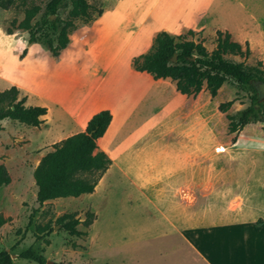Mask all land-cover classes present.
Masks as SVG:
<instances>
[{
	"label": "crops",
	"instance_id": "1",
	"mask_svg": "<svg viewBox=\"0 0 264 264\" xmlns=\"http://www.w3.org/2000/svg\"><path fill=\"white\" fill-rule=\"evenodd\" d=\"M211 1L156 0L148 18L126 11V3L119 10L115 3L116 9L85 25L105 48L99 64L83 65L79 71L81 80L89 84L86 90H72L58 105L48 106L29 104V97L20 93L26 97L25 106L46 108L43 124L33 128L4 119L0 135L10 128L27 133L41 129L40 144L53 145L83 132L94 114L108 110L111 122L97 146L111 160L106 172L117 166L121 172L116 180H126L129 245L137 244L140 253L149 246L164 264H180V255L187 264H264V123H250L231 134L227 115L249 106L235 87L224 83L215 97L206 90L195 97L176 89L140 92L145 83L138 75L146 73L131 67L132 58L145 53L158 32L180 35L188 30H212L214 37L216 30L226 31L233 41L248 42L251 56L264 65V32L255 31L252 20V27L235 29L233 24L204 22ZM158 13L167 16L164 22L157 19ZM233 100L226 113L219 111L221 103ZM146 103L154 107L141 118ZM38 163L30 175L34 209L50 202L34 201L33 171ZM103 178L92 194L80 197H96Z\"/></svg>",
	"mask_w": 264,
	"mask_h": 264
},
{
	"label": "rangeland",
	"instance_id": "2",
	"mask_svg": "<svg viewBox=\"0 0 264 264\" xmlns=\"http://www.w3.org/2000/svg\"><path fill=\"white\" fill-rule=\"evenodd\" d=\"M87 1L102 8L103 12L116 9L113 8L115 3L120 4L119 10H124L121 5L126 3V11L130 10L136 16L144 14L147 18L156 5V0ZM47 2L17 0L12 8L0 9V90L15 85L22 96L29 97V104L42 102L48 106L58 105L59 99H66L72 90H86L89 84L81 80L79 71L83 65L90 68L91 63L99 64L105 48L101 40L93 38L91 32L84 29L85 25H80L71 35L69 46L58 58L52 57L41 45H28L26 32L14 30L13 34H7L13 20L16 24L22 20L25 6L35 4L44 8ZM66 12L61 11V16ZM166 17L157 14L159 21L164 22ZM251 20L255 31L264 32V0H212L204 22L248 28L253 26ZM210 31L197 32L196 36L208 51L214 48L215 38ZM24 49L26 54L21 59ZM227 59L242 62L238 57L228 56ZM258 61L252 55L245 64L254 66ZM138 80L145 83L138 89L140 92L175 89L171 82H155L147 74H139ZM99 86L98 83L96 88ZM238 95L249 102L244 93ZM153 107L146 103L141 118H145ZM7 132L0 135V164L9 171L11 182L0 188V210L10 221L1 230L0 248L9 251L14 264H37L19 257L20 252L28 248H34L44 255L46 262L52 263L164 264L149 246L140 253L137 244L129 245L126 241V180H116L121 172L117 166L105 174L97 189L99 194L93 199L86 196L65 198L34 209L31 170L44 154L52 150V144H40L39 139L44 134L41 129L27 133L10 128ZM119 165L126 173V164L121 162ZM109 183L112 184L103 192ZM87 213L94 214L92 224L76 227L85 236H72L56 223L65 214H72L83 223ZM187 260L179 256L180 264H187Z\"/></svg>",
	"mask_w": 264,
	"mask_h": 264
},
{
	"label": "trees",
	"instance_id": "3",
	"mask_svg": "<svg viewBox=\"0 0 264 264\" xmlns=\"http://www.w3.org/2000/svg\"><path fill=\"white\" fill-rule=\"evenodd\" d=\"M17 0H0V9L8 10ZM66 14L61 16V11ZM23 18L16 24L13 20L8 35L14 30L27 33L28 45H41L52 57L58 58L70 43V36L80 25H87L99 18L103 10L87 0H48L44 8L29 4L22 10ZM53 16L54 18H50ZM197 33L188 30L184 34L171 35L158 32L150 48L143 54L133 57L131 67L139 73H146L156 80H170L175 89L185 96H197L202 90L215 97L224 83L244 93L249 106L234 115H227L229 132L237 133L250 123H264V99L260 100L255 89L256 81L264 82V65L257 62L247 66L245 61L251 56L248 42L240 44L231 39L228 32L215 31L214 48L208 51ZM26 54L23 50L20 58ZM176 55V62L171 58ZM238 57L242 62L227 59ZM26 97L12 86L0 90V131L1 121L10 119L28 127L40 128L46 108L25 106ZM233 101L221 103L219 111L226 113ZM111 122L108 110L94 114L83 132L73 134L51 146L52 150L41 157L33 171L37 186L36 200L39 205L46 201L78 198L92 194L103 175L111 165L108 156L98 149L97 141L102 138ZM264 130V127H263ZM10 176L4 166H0V187L10 184ZM94 214L87 213L82 223L72 214H65L56 220L63 230L72 236H85L76 227L92 224ZM10 220L0 213V228ZM21 259L37 264H46V259L32 248L19 254ZM0 264H14L7 251L0 252ZM63 264V263H54ZM87 264V263H81Z\"/></svg>",
	"mask_w": 264,
	"mask_h": 264
},
{
	"label": "water",
	"instance_id": "4",
	"mask_svg": "<svg viewBox=\"0 0 264 264\" xmlns=\"http://www.w3.org/2000/svg\"><path fill=\"white\" fill-rule=\"evenodd\" d=\"M50 18L52 19L54 17L51 16ZM176 59H177L176 55H173V57L171 58V61L172 62H176ZM255 89H256V91L258 93V96H259L260 100H263L264 99V82L256 81ZM46 264H54V263L47 261Z\"/></svg>",
	"mask_w": 264,
	"mask_h": 264
}]
</instances>
